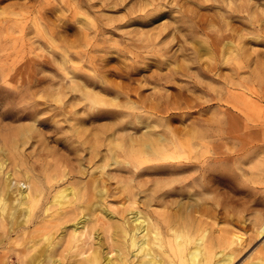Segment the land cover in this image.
Masks as SVG:
<instances>
[{"label": "rangeland", "instance_id": "374dc122", "mask_svg": "<svg viewBox=\"0 0 264 264\" xmlns=\"http://www.w3.org/2000/svg\"><path fill=\"white\" fill-rule=\"evenodd\" d=\"M3 158L0 183L8 171L13 185L40 186L27 232L0 216L4 264H25L44 233L54 234L52 258L38 264H77L93 248L114 255L112 222L136 207L161 222L164 239L170 221L193 227L188 245L203 236L208 263L226 253L230 264L255 262L264 256V0H0ZM70 183L77 194L60 208L52 196ZM46 202L60 213L44 212ZM78 209L88 221L73 249Z\"/></svg>", "mask_w": 264, "mask_h": 264}, {"label": "bare ground", "instance_id": "6f19581e", "mask_svg": "<svg viewBox=\"0 0 264 264\" xmlns=\"http://www.w3.org/2000/svg\"><path fill=\"white\" fill-rule=\"evenodd\" d=\"M29 127H30V125H29ZM3 153H4V151H3ZM5 158H3L2 160L0 159V170L4 166L3 165V162H5ZM12 158H13V156H12ZM88 161H89V159H88ZM184 166L185 165H183V167ZM3 170H5V168ZM81 171H83V170H81ZM1 172H2V170H1ZM5 173H7L6 176H5V181L4 182L2 181L3 183H0V216H2V219L4 218L3 216H5L6 214H7V216H10V218H11V227H12L11 230L14 229V226H22L24 228V231L23 232H27V231H25L26 228L24 227V224L28 223L30 220L32 221V213L34 212L33 211V206H34L35 200L37 199V195H38L37 193H38V191L40 189L39 188L40 186L38 184L36 185L35 183L31 182L29 179H23V180L22 179H19L17 181H14L16 183H15V185H13L12 178H11V175H12L11 172L6 171ZM16 178L18 179V177H16ZM52 182L54 183V181H52ZM50 183H51V181H50ZM50 183H49V186L52 185L51 187H53V185L55 184V183L54 184L53 183L50 184ZM94 183H95V181H94ZM64 185H62V187L60 186L58 189L56 188L57 190L54 193V195L52 196V201L54 203L56 202L55 204L58 203V205L60 206V208L61 207H64V206H67V205L69 206L73 202V199L70 198L69 196L71 194H77V191H76L75 186L71 185V183L68 184V185H66V186H64ZM93 185H92V188H94ZM42 193H43V191H41V194ZM187 193H189V192H187ZM43 197H44V195H43ZM80 198H81V196H80ZM55 204H54V206H55ZM52 205L53 204H51L50 206H52ZM84 205H85V203H84ZM66 208H68V207H66ZM103 208H104V206H103ZM79 210L81 211L82 209H78V211ZM63 211H64V209H63ZM95 211H97V210H95ZM44 212H46V213H48L50 215H53V214H55V212L56 213H58V212L60 213V210L59 209H56V208L54 210H51V209L49 210V205L46 202V205L44 206ZM105 212L107 213V215H110L111 217L113 216V212L111 210L105 208ZM46 213H45V215H46ZM129 213H131V214L128 215V217H125L124 219H122V221L121 220H118V221L112 222L113 223V227H114V231H112V232H115V233L118 232L119 233L118 235H120L118 237H121L122 238V239L121 238L118 239L111 232L113 234V236L116 237L117 240H119L117 242V246H115V247L112 248V249H115V252H114L115 254L114 255H112V253H110V252H105V251H103V252H105V253H103L102 250H105L104 248L101 249V251L98 248H93V250H91L90 254L88 256H86L84 258V260H81V262L80 263L78 262V263L79 264H230L232 262L233 257L231 255V253H226L220 259H217V260L215 259L211 263H208L207 252H206V250H205V248H204V246L202 244L203 236H199L197 239H195L196 242H195V244L193 246L188 245V242L191 240V237H192V233L190 232V230L193 227L189 230L188 229L189 227H187V225H185V223H181L182 221L180 223H178V224H176L177 223L176 221H175V223L173 221H170L169 222V229L172 230L171 236L169 238H167V239H164V237L162 235V230L164 229V227L161 224V222H158L157 220H156V222H154L152 220L154 216L151 217V216H148V214L141 213V210L139 208H137V207L136 208H133V209H129ZM85 214H86V212L82 210V213H80L76 218H74L68 224V225H71V227H72V228L70 227L71 228V232H70V235H71L70 238L71 239L70 240L73 243L72 244L73 245L72 246L73 249H75L74 246L76 247L78 245V241L80 240L81 236L84 234L85 228L87 227L88 216H85ZM20 215H22V217H20ZM104 215H105V213H104ZM180 216H181V214H180ZM45 217H47V216H45ZM45 217H43V218H45ZM65 217H66V215H65ZM93 219H95V218L93 217ZM93 219H91V220H93ZM117 219H119V218H117ZM129 219L133 223L128 222ZM45 222H46V220H45ZM93 222H94V220H93ZM186 222H187V220H186ZM50 224H51V222H50ZM44 228H46V227L44 226ZM36 229L37 228H35V230ZM38 229H39V227H38ZM48 229H50V227ZM258 229H259L258 230L259 231V235H261V237L264 238V222H262V224L259 226ZM98 231H99V228H98ZM35 232H37V231H35ZM35 232H33V233H35ZM48 232H49V230H48ZM89 232H90V230H89ZM89 232H86V233H89ZM42 233H44V232H42ZM97 233H96V236H97ZM29 234L30 233H27L25 235V238H27L29 236ZM90 234H91V232L88 234V237H89ZM234 235H236L237 238H240V236L238 234H234ZM33 236H35V235H33ZM52 236H51V234L46 235V233H44L43 236L42 235L40 236L41 239H42V237H44V238L46 237V241H47L45 243L46 245H42V246H40L39 249H37V251H34V252L31 251V253L27 254L26 255L27 256V262L25 264H38V263H40V261L43 258H45L46 255H48L50 258H52V256L50 254H47V246H50V244L52 243V240H53L52 239L53 238ZM98 236H99V234H98ZM36 239H31L33 241H30V242H32L30 244V246H32L33 248L35 247V244L38 243ZM89 241H91V240H89ZM32 247H30V248H32ZM68 247H70V246H68ZM72 247H71V249H72ZM154 247H156L157 250H154ZM68 249H70V248H68ZM112 249H110V250H112ZM84 251L85 250L83 248V250H78L77 253H82L83 254ZM25 252H27V250H25ZM72 252H74V251H72ZM262 252H264V251H262ZM213 253H215V252H213ZM24 254H26V253H24ZM65 254H66V252H65ZM80 255H79V257H80ZM61 257H62V255H61ZM76 257H77V255H76ZM0 258H2L1 264H4L6 260L5 261L3 260V255H0ZM55 258H56L55 260L58 262L59 260H57V257L56 256H55ZM22 260L24 261L23 258H22ZM53 260H54V258H53ZM56 261H55V264H56ZM75 262H76V260H75ZM52 263H53V261H52ZM248 264H264V256L260 255L257 259H255V262H251V263H248Z\"/></svg>", "mask_w": 264, "mask_h": 264}]
</instances>
